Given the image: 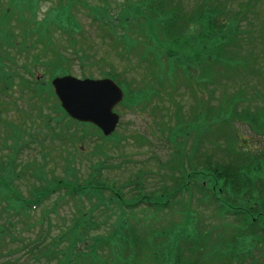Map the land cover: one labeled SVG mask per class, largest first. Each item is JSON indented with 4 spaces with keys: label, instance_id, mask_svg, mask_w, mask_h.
<instances>
[{
    "label": "trees",
    "instance_id": "16d2710c",
    "mask_svg": "<svg viewBox=\"0 0 264 264\" xmlns=\"http://www.w3.org/2000/svg\"><path fill=\"white\" fill-rule=\"evenodd\" d=\"M257 3L258 0H253L246 6L241 0H127L125 5H121L117 18L109 17L107 7L105 10L97 6L91 9L95 13L94 22H107L104 32L129 40L124 42L126 48L133 44V39L117 33V27L126 23L121 22L126 17L135 18L141 27L138 36L146 28L148 36L156 39V46L158 49L160 46L166 55V65L154 70L156 77L161 78L166 72L172 80L180 81V76L184 75L183 81L187 84L193 77L196 83L203 69L206 71L202 77L208 79L212 66L222 62L223 49L213 53L216 45H223L228 52L234 47L232 52L238 58L246 57L236 43L240 37L248 36L247 42L255 47L257 41L264 45L263 33L246 29L242 24L247 19L246 14H252L255 19L259 16L255 8ZM58 14L65 16L64 25L68 28L78 25L63 6L59 8ZM249 24L252 25L251 20ZM188 31L194 32V36H188ZM185 38L194 39V47L184 48L182 44ZM263 48L259 49L260 55L250 57L256 59L264 56ZM1 64L0 73H4ZM229 98L223 97L215 106L212 92L194 95V108L189 118L179 116L177 130L170 128L169 138L174 150L170 153L172 158L166 160L170 169L165 174L166 182L161 188L148 192L143 188L142 179L138 180L140 175H137L126 185L131 184L137 189L134 198L129 204L123 203L124 206L135 208L144 205L156 213L162 211L168 215L170 212L172 217H178L174 213H179L183 222L171 220L165 225H151L149 228L140 223L128 224L113 232L109 242L116 248L125 251L134 248L138 256L145 255L146 250L157 264H241L242 256L252 258L255 248L253 241L264 243V214L261 212L264 211V199L261 201L259 198L260 192H264V156L251 154L230 144L227 151L232 157L226 162L214 159L207 152L203 141L208 119L217 114L220 120L242 119L248 121L255 131L264 130V109L238 111L233 101L235 98ZM152 99V94L140 92H130L129 96L131 104H139L141 108L152 106ZM178 106L182 107L179 102ZM193 130L197 131L196 136ZM231 142L233 135L228 136V143ZM217 147L222 148L221 145ZM70 188L73 194H88L103 186L95 180H89L71 185ZM223 194L225 196L221 197ZM254 197L257 198L254 200ZM176 201L182 206L179 209L173 208ZM204 205L210 206V212L204 211ZM86 216L91 219L92 213ZM193 216L194 225H191L187 219ZM201 219L209 222H202ZM198 227L201 229L195 230ZM72 244L69 253H73L76 246L75 242ZM244 248L246 255L242 251ZM263 256L264 249L260 254V257ZM252 261L255 259L252 258Z\"/></svg>",
    "mask_w": 264,
    "mask_h": 264
},
{
    "label": "rangeland",
    "instance_id": "374dc122",
    "mask_svg": "<svg viewBox=\"0 0 264 264\" xmlns=\"http://www.w3.org/2000/svg\"><path fill=\"white\" fill-rule=\"evenodd\" d=\"M133 1V0H132ZM242 2H246V0H241ZM73 3H75L73 11L76 16V18L85 26V28L90 32L88 34L85 30H77L78 36H80L82 39L81 41L86 45V50L82 53L83 56H85L86 59H84V65L85 66V73L91 74L94 77L98 78L101 72H109L111 70H115L117 72H125L126 76L130 80L136 81L135 88H137L139 85H143V75L145 68L144 66L140 65L139 62H137V59L135 57H131L130 60L128 59H120L118 60L112 53V51L108 48V46L101 41L96 35V31L93 29L95 28L93 23L91 22V8H95L96 6H105L111 11H117L119 7L126 3L127 0H72ZM248 2H250L248 0ZM258 2H262L258 0ZM5 1L2 0V3H0V31L2 32V38L7 43H15L14 47L8 46L6 49L9 53V56L11 59L7 61L8 65L7 68L10 72L18 71L19 73H22L23 75L27 76L30 80H32V76L28 73L27 70L23 68L24 65H26V69H30L34 72L35 77H37L36 83L43 85L46 83V79L53 75V72L56 71V68L53 66L55 63H51L52 65L48 66V71L46 64L49 63L52 58H57L58 55L63 54L65 52L67 56H70V70L74 72L75 76H78L79 73V65L77 62L74 61V57L72 56L71 50H68L67 48V40L61 36V32L56 31L54 33L45 34V38L48 42V47L46 51L44 50V46H42L40 40L37 38L36 45L32 46V39L27 40V47L24 41H18V28L20 27V21L18 19V13H12L16 12V8H20L21 5H26L29 2L27 0H10L9 7L4 6ZM87 6L89 8L84 7ZM4 6V7H3ZM31 6V4L29 5ZM34 6V5H33ZM32 6V7H33ZM57 7L56 0H40L38 4V10L37 15L38 18H42L45 13H47L51 8ZM234 8H237L234 6ZM258 14H260L262 17H264V5L262 4L257 7ZM4 12L7 14L4 16ZM12 13V14H11ZM13 17V15H15ZM29 13H25V18L27 19L29 17ZM4 16V17H3ZM48 16V15H47ZM3 17V18H2ZM39 19V20H40ZM24 23L21 22V29L23 31ZM260 26L261 31L264 34V18L260 20ZM243 27L246 29L252 30L255 29V31L259 30L257 25H250L243 23ZM35 32V29H33ZM260 31V32H261ZM90 34L92 35V41L90 40ZM37 36H39L38 33H36ZM73 37H77V34L73 35ZM58 39V40H57ZM244 39L243 42L240 43V40ZM240 45H245V38H239L238 39ZM58 42L62 43V45L65 47L62 48L59 46ZM24 45L26 47V50L22 53L18 52V47H22ZM91 45H94L96 48V51L92 52L90 50ZM245 54L253 55L257 54L258 50L254 47H247L243 48L241 50ZM1 54H3V51H1ZM35 56L38 57L37 60L43 61L41 65L36 64ZM103 58L102 63H97L98 65H93L91 62L93 59L96 61H100V59ZM129 61V63L127 62ZM253 64H261L264 65V60H259L258 62H252ZM64 63L60 65L59 69H62L61 66H63ZM37 68H40L38 71ZM264 71V68L262 69ZM215 73L218 74V70H215ZM118 82V81H116ZM253 85H255V81L252 80ZM119 83V82H118ZM31 86H34L33 82L30 83ZM120 84V83H119ZM230 84V83H229ZM121 86V84H120ZM231 86V85H230ZM19 88L20 83H19ZM211 88V87H210ZM20 89H15L13 91H10L11 97L10 98H4L0 99V106H5L7 104L8 114L6 115L4 111L1 114L2 118H5L6 121L12 122L15 125H20L22 128L25 127V130H29L30 132L37 134L36 138L40 142L42 134L44 133L46 135V132L48 131L47 128H51L53 126V122H55L56 118H60L64 122H67L72 129L71 133H73L74 137L70 140H67L66 142H59V143H52L50 139H46L44 141L45 145H47L48 149V155L46 156H37V153L32 152L30 150L24 149L21 153V156H37L38 158H23L21 160L17 159V164L15 168H12L10 164L8 163L10 157L4 156L5 154L8 155L9 152L1 148L0 149V214L1 215V221L3 222V226H0V255L2 252H5V249L10 251L12 250L10 247L18 245L19 243H16L15 245H11L8 243L7 247H5V242L14 241L17 239V237L14 235V222H16L15 229L20 231L21 235L27 238L26 240H31L34 238V235L38 232V225H36V221L39 218L40 214L42 213V210L44 209H51L53 203L56 204V211L49 214V218L52 225V230H63L64 228L69 225L71 221V217L75 215L76 213H85L86 211H89L91 209V205L93 206L98 204H107V200H110V195L108 191H104L103 197L106 198L102 199L99 197H96L94 201H92L91 198H75V199H69L66 197V194L62 193V190L57 191L53 196L48 197L44 200V202L41 203V206L39 208H36L32 211H29L28 216L25 217L23 215H16L11 212H6L8 210H15L18 206H30L36 203V200H40L44 197L42 195V192L45 191V189H54V187L57 185V183L63 187H65L66 183H73L76 184L83 179H87L91 176L90 173V162L91 164H94L97 160H104L106 163V166L103 168L100 175H96L95 179L97 182L105 183L109 185H114L116 189H119L120 185L127 182L129 179L128 177L132 174V172L136 171L135 169L137 167H142L144 171H146V177L144 178L143 184H146V188L148 189V192L155 190L157 187L161 188V185L166 182L165 174L170 172V169L163 167L159 168L158 165L155 164L153 161V154L159 152L158 154L161 156L162 159H170L172 158L170 152L168 149H170V145L168 142H166L167 150L166 148L162 147L158 141L155 138H152L149 130V125L151 124V119L149 115L144 114L143 117H140L137 115L136 112H131L127 108L122 106L117 107L116 111L121 115V126H119L117 132L118 136L120 137V144H113V142H106L101 143L100 137L97 136L95 131L90 128L89 126L85 125H77L73 123L69 119H65L63 117V113L60 110H56L57 114H55V119H53V114L55 113L54 109H50V107H55L54 99L52 96V93H48L47 95L49 97L48 101L47 99L40 100L39 98H35L32 100V103H34V108L30 109L29 105L27 103L26 96H29L27 92H23L22 98L20 97L19 91ZM212 90V88H211ZM7 91V89H4L2 92ZM49 92V90H47ZM229 93H232L234 90L232 88H228ZM1 92V93H2ZM6 94V93H4ZM1 95V94H0ZM25 95V96H24ZM248 97L252 96L251 94H246ZM45 96V95H44ZM216 97L220 98L221 94L219 91L216 93ZM12 102H15L17 107L12 104ZM189 100H186V103L189 104ZM217 104L218 101H213V104ZM246 105V102L242 103L240 108L244 107ZM190 107V106H189ZM189 107L185 106V110H187ZM184 108V107H183ZM36 109L42 110V113L46 115L47 113L52 112L50 122L47 121L45 117L34 116L33 122L26 121L27 126L21 123V119L27 118L28 116H23L22 113L25 112H33ZM239 111V108L237 109ZM136 113V114H135ZM45 118L46 120L44 123H42V119ZM162 122L167 124V117H162ZM60 124V123H59ZM175 122L172 121L171 124H167L165 126V130H167L168 125H174ZM75 126L79 127L75 129ZM4 128V125L1 126V129ZM74 128V129H73ZM81 128V129H80ZM89 128V129H88ZM0 129V132H1ZM88 129V130H86ZM237 129H239L240 133L242 134L243 138L245 140L254 139L251 135V133L247 130L245 126L237 125ZM58 130V129H57ZM160 131V130H157ZM4 132L6 134H9L14 137L16 135V129L11 127L5 128ZM117 132L112 135V137L108 138H102L103 140L113 138H117ZM139 135H145V137H151L154 147L153 149L147 146V143L145 141L140 143L138 141ZM210 135V134H208ZM220 135V133H219ZM26 139H30L29 136L25 137ZM68 138V137H67ZM219 143H224V140L221 139V137H217ZM214 137H211L210 140H213ZM62 140V136L60 135V141ZM2 141V137L0 134V144ZM25 143V142H24ZM31 145L38 144L37 146L40 147V144L37 142L30 143ZM207 152L209 154H212L211 148H215L214 143L208 142L204 143ZM225 146V144H223ZM103 146H106L107 148H104ZM18 148L21 150L22 143L19 141H16V144L14 148ZM174 147V145H172ZM252 145L249 143L247 144V149H252ZM261 148L264 149V140L261 141ZM138 149L140 151H138ZM41 150V147H40ZM68 150L71 151L73 157L71 155L68 157L66 154L68 153ZM220 154H218L219 156ZM215 157V153L213 155ZM123 157L130 158L133 160H147L146 163L133 166L131 163H124L122 160ZM187 163V161H186ZM133 168V169H132ZM138 169V168H137ZM65 183V184H64ZM120 190V189H119ZM65 192L70 193V188L68 186L65 187ZM30 195H29V193ZM123 194L125 198L130 197L131 193L129 192L128 188L126 187L123 190ZM62 197L61 204L58 207L57 203H60V198ZM115 197V196H114ZM116 198V197H115ZM257 197H254V200ZM259 198L262 199V196ZM44 203V204H43ZM127 203V202H126ZM43 204V205H42ZM192 206L194 208V201L192 203ZM180 206L177 204L175 205L174 209H179ZM204 211L208 210L210 212V206L204 205ZM132 213L141 214V212H138V210L131 211ZM127 212V216H128ZM152 214V211L147 212V218L149 220L150 216ZM264 214V211H263ZM79 215V214H78ZM174 215H177L179 218H181V215L179 213H174ZM120 216V214H117V217ZM54 217L55 221L52 219ZM116 215H112L109 219H107V223L104 225L99 224L101 220V217L98 215V211L95 212V217L91 220L96 227L94 229L96 231H92V228L90 225L86 224H80L75 228L70 230H67L66 232L71 233L73 240L75 239L78 244L76 248L74 249L73 253H78L80 250H85L86 247V254L83 258L77 257L73 264H80L81 259H83L85 262L83 264H123V262L117 261V256L115 254L114 249H110L109 246H104L103 248H99L97 250V246H95V240L98 239L95 235H91L86 237V240H81L83 235L86 234H92V233H98L102 235H106L109 232V229L112 226V223H114ZM73 220V219H72ZM188 223L192 225L195 218L194 216L192 219H187ZM80 221V220H79ZM130 221V218H129ZM134 222V220H131ZM164 222V220L162 221ZM207 223L209 221H206ZM218 223H220L217 220ZM117 224H120L121 221L117 219ZM146 223H149L146 222ZM7 225L6 227L4 226ZM32 225V226H31ZM35 225V226H34ZM34 226V227H33ZM201 227L195 228V230H200ZM92 231V232H90ZM70 235V236H71ZM69 237V236H68ZM63 241H55L53 245H50L49 247H53L54 250L48 253L49 254V261L54 258V255L56 253L61 254L60 257H58L56 260L58 261L57 264H71V256H70V240L67 237H61L60 238ZM4 240V241H3ZM259 240V239H258ZM255 244V249H263L264 243L253 241ZM87 244V245H86ZM29 246H34V243H27ZM100 247V246H99ZM114 250V251H113ZM259 251L255 253L257 256ZM115 254V257L113 259L112 255ZM122 255V254H120ZM147 256V255H143ZM123 257V256H122ZM102 259L103 262L101 263L99 260ZM51 264V263H50Z\"/></svg>",
    "mask_w": 264,
    "mask_h": 264
},
{
    "label": "water",
    "instance_id": "95a60500",
    "mask_svg": "<svg viewBox=\"0 0 264 264\" xmlns=\"http://www.w3.org/2000/svg\"><path fill=\"white\" fill-rule=\"evenodd\" d=\"M63 108L79 120L95 122L110 132L116 122L111 114L113 106L121 99L120 90L110 80H78L72 77L53 81ZM107 122V123H105Z\"/></svg>",
    "mask_w": 264,
    "mask_h": 264
}]
</instances>
